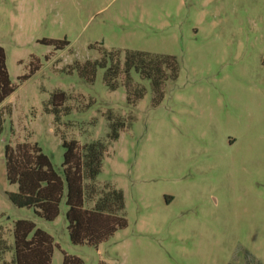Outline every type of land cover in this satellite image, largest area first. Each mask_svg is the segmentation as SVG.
Listing matches in <instances>:
<instances>
[{
    "label": "rangeland",
    "instance_id": "obj_1",
    "mask_svg": "<svg viewBox=\"0 0 264 264\" xmlns=\"http://www.w3.org/2000/svg\"><path fill=\"white\" fill-rule=\"evenodd\" d=\"M67 40L63 50L41 43ZM0 47L16 91L0 105V227L14 259V225L35 223L85 264H264V0H0ZM174 56L177 79L154 105L152 82L132 72L140 100L93 82L78 64L104 52ZM40 69L28 80L19 78ZM67 94L50 113L52 96ZM137 91V92H138ZM54 111V110H53ZM68 111V112H66ZM123 122L111 141L113 123ZM63 138L108 145L96 182L123 192L127 228L98 247L70 240L64 195L54 221L8 194L5 146L37 143L63 176Z\"/></svg>",
    "mask_w": 264,
    "mask_h": 264
},
{
    "label": "trees",
    "instance_id": "obj_2",
    "mask_svg": "<svg viewBox=\"0 0 264 264\" xmlns=\"http://www.w3.org/2000/svg\"><path fill=\"white\" fill-rule=\"evenodd\" d=\"M41 43L53 45L55 50H63L70 44L67 40L53 39H43ZM78 67L80 77L88 82L94 81L98 68L106 69L105 82L111 90L119 87L117 81L124 74L127 77L124 85L128 101L140 100L145 94L143 90L138 91L132 83L131 74L135 72L141 79L152 82L154 105H158L164 97L165 82L177 79L179 74V63L174 56L141 51H126L124 59L119 51L104 52L99 60H88L78 64ZM39 69L40 64H36L30 74L21 76L19 80H28ZM16 89L8 72L6 52L0 47V105ZM66 101L65 92L57 91L53 94L50 100L53 109L50 113L56 115V120ZM4 122V115L0 113V138ZM124 127L123 122L113 123L109 139L117 140L119 130ZM63 147V176H60L37 143L25 141L14 146L7 144V179L10 184L18 185L16 193L8 194L9 200L18 208H33L40 218L54 221L60 214L61 202L66 194V217L71 242L75 245L98 247L118 230L128 226L124 215L123 192L108 185L100 187L96 182L108 153V145L102 141L82 145L77 140L63 138ZM13 235L14 259L0 264H52L54 239L50 234L37 229L31 221L18 220L15 222ZM8 250L0 227V257ZM63 264L85 263L81 258L65 253Z\"/></svg>",
    "mask_w": 264,
    "mask_h": 264
}]
</instances>
